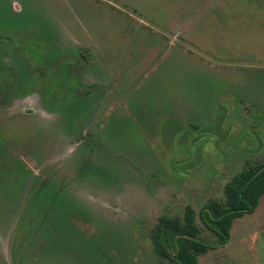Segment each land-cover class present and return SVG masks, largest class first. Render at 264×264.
<instances>
[{
  "label": "rangeland",
  "instance_id": "1",
  "mask_svg": "<svg viewBox=\"0 0 264 264\" xmlns=\"http://www.w3.org/2000/svg\"><path fill=\"white\" fill-rule=\"evenodd\" d=\"M263 156L264 0H0V264H170ZM198 261L264 264V196Z\"/></svg>",
  "mask_w": 264,
  "mask_h": 264
},
{
  "label": "trees",
  "instance_id": "2",
  "mask_svg": "<svg viewBox=\"0 0 264 264\" xmlns=\"http://www.w3.org/2000/svg\"><path fill=\"white\" fill-rule=\"evenodd\" d=\"M207 129V128H206ZM264 196V156L248 163L224 185V199H209L198 216L216 241L200 236L195 211L187 206L181 217L161 216L151 230L155 253L170 264H199L198 256L226 245L235 219L252 213Z\"/></svg>",
  "mask_w": 264,
  "mask_h": 264
}]
</instances>
